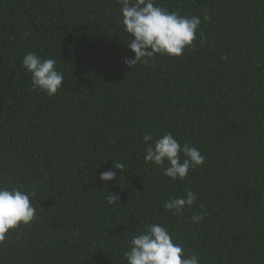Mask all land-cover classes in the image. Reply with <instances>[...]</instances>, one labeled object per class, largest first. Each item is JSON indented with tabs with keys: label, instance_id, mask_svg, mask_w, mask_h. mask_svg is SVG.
<instances>
[{
	"label": "trees",
	"instance_id": "trees-1",
	"mask_svg": "<svg viewBox=\"0 0 264 264\" xmlns=\"http://www.w3.org/2000/svg\"><path fill=\"white\" fill-rule=\"evenodd\" d=\"M156 3L201 18L194 47L130 68L117 0H0V184L37 194L0 264H126L149 223L200 264H264V0ZM29 52L63 71L54 96L33 88ZM166 133L205 158L183 181L144 160V134ZM189 189L182 214L163 208Z\"/></svg>",
	"mask_w": 264,
	"mask_h": 264
},
{
	"label": "clouds",
	"instance_id": "clouds-1",
	"mask_svg": "<svg viewBox=\"0 0 264 264\" xmlns=\"http://www.w3.org/2000/svg\"><path fill=\"white\" fill-rule=\"evenodd\" d=\"M124 31L131 37L127 47L134 53L133 58H124L130 68L137 64H149L157 55L179 57L186 47H194L197 32L202 23L199 16H182L177 11H169L159 6L156 0H117ZM210 18L205 15L203 20ZM30 74L32 86L48 96H54L63 86L64 73L57 69L54 58H42L29 52L21 61ZM146 143L144 160L163 167V175L173 180L183 181L190 169L202 166L204 156L190 143H183L166 133L154 139L144 134ZM181 154L184 159H181ZM114 167L99 175L101 181L116 179V170H124V164L113 161ZM35 190H25L9 182L0 184V241L10 230L19 225H27L35 218L36 208L31 201L36 198ZM109 205L120 200L118 193H109L105 198ZM198 197L190 189L164 201L163 208L173 215L182 214L197 201ZM204 206L201 205L203 210ZM206 211L194 214L191 221L201 223ZM126 264H200L196 253L188 254L180 243L174 241L168 227L161 223H149L139 234L131 238L128 250L124 253Z\"/></svg>",
	"mask_w": 264,
	"mask_h": 264
}]
</instances>
